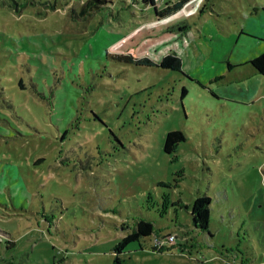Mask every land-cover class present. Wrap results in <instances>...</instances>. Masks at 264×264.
<instances>
[{"label": "rangeland", "instance_id": "rangeland-1", "mask_svg": "<svg viewBox=\"0 0 264 264\" xmlns=\"http://www.w3.org/2000/svg\"><path fill=\"white\" fill-rule=\"evenodd\" d=\"M80 1L0 0V264H112L139 218L175 237L128 243L122 264H264V73L235 65L260 52L239 26L264 0L75 18ZM128 52L181 69L111 55ZM199 194L206 230L184 206Z\"/></svg>", "mask_w": 264, "mask_h": 264}, {"label": "trees", "instance_id": "trees-1", "mask_svg": "<svg viewBox=\"0 0 264 264\" xmlns=\"http://www.w3.org/2000/svg\"><path fill=\"white\" fill-rule=\"evenodd\" d=\"M184 0H176L171 3H165L162 6L155 4L154 0H141L142 4L150 5L153 7L155 14L158 16H164L171 11L178 8ZM34 2V1H33ZM111 2V0H81L78 6H75L71 9V12L68 13L73 15L75 18L84 17L90 14L93 10L99 8L102 4ZM16 3V2H15ZM24 3H20L23 5ZM50 8H55V4H47ZM263 46L259 54L248 59V63L255 71L258 73H264V38H262ZM112 57L131 61L135 64H145L152 65L156 64L164 68H171L174 70L181 69V58L172 52L164 54L158 62L153 61L148 56L135 57L131 53H113ZM231 67L232 65L228 63ZM21 85V81H20ZM185 92V89L182 90V93ZM185 140L183 132L179 129H171L166 132L164 137L163 149L164 151L170 153L176 149V146ZM160 183L165 184L166 182L160 181ZM175 202V201H174ZM173 202V203H174ZM178 202V201H176ZM185 208H189V213L192 218V224L201 230H206L209 224L210 218V197L206 194L197 195L190 204H184ZM155 232L154 225L152 221L139 218L134 221L133 227L128 230L112 247L113 252L115 253L112 264H122V258L120 253L123 251L125 246L132 241H140L142 237L149 236ZM156 236V234H153ZM153 248H155L153 246ZM167 245H164L161 249H166ZM160 249V250H161Z\"/></svg>", "mask_w": 264, "mask_h": 264}, {"label": "crops", "instance_id": "crops-1", "mask_svg": "<svg viewBox=\"0 0 264 264\" xmlns=\"http://www.w3.org/2000/svg\"><path fill=\"white\" fill-rule=\"evenodd\" d=\"M168 3H171V2H168ZM254 4H255V6H254L253 10H251L249 16L247 17V22L243 25L241 24L239 27L241 28L240 30H246V28H248V29L252 30L253 34H256L257 37L256 36L255 37L258 40V44H259V48H260V52H261L262 46H263L262 38H264V1H261V2L255 1ZM250 58L251 57H249L248 59H250ZM248 59H246L243 62L242 61L236 62L235 65L242 64L243 66H245V65L248 66L249 64L246 63L248 61ZM251 71L258 73L252 67H251Z\"/></svg>", "mask_w": 264, "mask_h": 264}, {"label": "built area", "instance_id": "built-area-1", "mask_svg": "<svg viewBox=\"0 0 264 264\" xmlns=\"http://www.w3.org/2000/svg\"><path fill=\"white\" fill-rule=\"evenodd\" d=\"M155 4L159 5L158 2L159 0H154ZM173 237H175V235L173 233H168L166 235H162V236H154L153 238V244L154 246H162L163 244H165V242H168V240H172Z\"/></svg>", "mask_w": 264, "mask_h": 264}]
</instances>
